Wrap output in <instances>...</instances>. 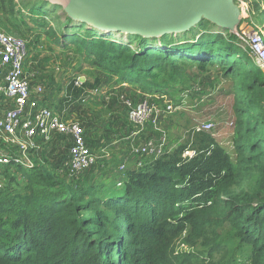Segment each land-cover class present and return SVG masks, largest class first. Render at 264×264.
Listing matches in <instances>:
<instances>
[{
	"label": "trees",
	"instance_id": "trees-1",
	"mask_svg": "<svg viewBox=\"0 0 264 264\" xmlns=\"http://www.w3.org/2000/svg\"><path fill=\"white\" fill-rule=\"evenodd\" d=\"M41 10L35 11L38 21L47 22L60 45L74 40L89 65L147 92L162 94L161 75L179 79L188 63L201 70L221 64L212 55L223 52L219 34L203 33L201 41L211 39L204 44H176L163 35L156 47L141 40L132 49L106 35L82 41L78 32L62 39L49 11ZM86 84L78 87L82 93ZM238 142L233 159L211 133H194L143 166L127 167L118 178L121 189L108 195L85 185L84 175L69 181L57 174L68 158L61 166L40 158L31 170L4 169L0 264H264V181L256 191L235 192L250 175V156L258 148L247 156ZM189 149L196 155L184 157ZM184 233V241L200 246L197 252L176 250Z\"/></svg>",
	"mask_w": 264,
	"mask_h": 264
},
{
	"label": "rangeland",
	"instance_id": "rangeland-1",
	"mask_svg": "<svg viewBox=\"0 0 264 264\" xmlns=\"http://www.w3.org/2000/svg\"><path fill=\"white\" fill-rule=\"evenodd\" d=\"M42 1L0 0V27L6 28L9 25H15L16 21L26 23L31 12L43 10L47 6L55 24V34L60 33L62 39L74 38L73 35H67L78 32L84 35V38H81L82 41H87L88 37L104 35L100 32H105V29H99L98 33L88 23L71 17L69 11L62 5L53 3L51 6L44 5ZM38 3H41V7L37 5ZM227 13L231 12L227 11ZM232 13L236 20L235 31L223 27L209 15H204L187 29L164 34L168 39L174 38L175 43L178 44L184 42L204 44L210 41L211 39L200 40L203 33L222 35L223 38L217 41V45L223 52L212 54L214 59L221 60V64L207 65L205 70H201L197 64L188 63L183 67L184 72L179 79L177 76L172 78L162 74L161 78L166 80L165 84H162V81L159 85L162 95H168L179 108L163 120L162 131H153L150 126L141 129L142 135L147 136L143 141L137 140V142H145L149 137L160 138L165 132L168 143L173 148L193 138V129L196 124L207 120L213 121L215 127L209 133L230 153L233 159H235L236 151L235 140L237 142L240 140L238 144L243 147L247 156L251 155V147L258 148L250 156V175L243 182L242 187L235 190L238 193L256 191L264 181L262 172L264 167V80L261 79L264 77V70L258 66L248 39L242 40L237 35L242 25L247 26L246 29L250 31L252 29L264 31V0H232ZM66 23L69 25L66 26ZM106 36L118 40L127 38V45L129 47L133 45L132 49H136L137 43L141 40H144L148 45H157L158 42L157 37H144L139 34L126 35L123 32L109 33ZM182 49V54L187 53V48L180 50ZM84 52L85 50L79 47V44L74 40H71L66 46L61 45L59 53L63 57L61 66L71 73L65 79V83L69 84V92H75L72 85L78 73L90 74L92 77L96 74L97 67L89 65V62L84 59ZM41 70L43 71V69ZM163 96L152 100H159ZM54 108L57 109V107ZM115 157V155H111L107 159H102L99 164L87 171V174H84V184L87 186L96 185L105 195L111 191L120 190L122 186H118L117 182L121 173L118 171L119 160ZM150 158L146 157L145 161L151 160ZM135 166V162L128 160L127 167ZM0 168L5 169L1 165ZM8 169L13 172L16 167ZM15 176L20 177V173H16ZM56 177L63 178L60 175ZM7 184L9 183L7 182ZM10 186H14V184ZM185 235L184 233L182 238L177 241L176 250L197 252L200 246L188 244L184 241Z\"/></svg>",
	"mask_w": 264,
	"mask_h": 264
},
{
	"label": "built area",
	"instance_id": "built-area-1",
	"mask_svg": "<svg viewBox=\"0 0 264 264\" xmlns=\"http://www.w3.org/2000/svg\"><path fill=\"white\" fill-rule=\"evenodd\" d=\"M246 27L242 25L237 35L242 40L248 39L259 67L264 70V31L257 29L250 31ZM27 56V41L15 33L0 28V92L12 103L0 116V165L8 171V168L17 166L31 170L36 162L34 154L40 149L38 140L50 142L53 133H60L72 138L62 174L69 181L80 180L87 170L95 167L107 156L95 152L88 145L85 129L79 120H64L53 107L40 105V100L45 94V85L42 83L32 85L34 75L25 70ZM82 83L80 78H76V86L82 87ZM111 93L104 94L101 89L94 88L86 89L82 96L104 94L108 99L113 94L123 103L133 126L129 135V152L135 157L136 166H143L146 157L157 158L173 150L174 147L168 143L165 132L160 138L149 137L145 142H137L142 133L141 129L150 126L153 131H162L163 120L179 108L168 95L159 100L144 98L136 102L124 94ZM214 127L213 121H202L194 126L193 133L210 132ZM193 155H196L195 149H189L184 153V157ZM127 162L128 160H123L119 163L118 171L122 176L127 168ZM15 170L11 173H15ZM2 171L0 168V191L6 186ZM122 183L120 180L118 185Z\"/></svg>",
	"mask_w": 264,
	"mask_h": 264
},
{
	"label": "crops",
	"instance_id": "crops-1",
	"mask_svg": "<svg viewBox=\"0 0 264 264\" xmlns=\"http://www.w3.org/2000/svg\"><path fill=\"white\" fill-rule=\"evenodd\" d=\"M42 4L52 5L47 0H43ZM37 5L41 6V3ZM44 8L41 12L47 13L50 10L47 9V6ZM29 15L31 17L25 21L27 25L23 21H16L15 25L0 28L18 34L27 41L28 56L25 70L32 76L34 75L32 85L38 83L45 85V94L40 100V105L57 107L54 109L60 113L64 120H79L85 129L87 143L95 152L104 153L107 157L115 155L119 163L123 160L135 162V157L131 156L129 152V135L133 130L132 124L128 119L126 107L112 93L119 92L134 101L143 98L158 99L163 95L147 92L137 85L120 83L117 75L100 69L95 71L94 77L90 74L78 73L74 80L83 77L82 82L87 83V86L85 85L87 89L91 90L93 89L91 87L95 85L94 88L101 89L104 94L112 92V98L107 99L104 94L82 96V89L75 87L74 84L72 86L75 88V92H69V84L65 83V79L71 73L61 66L63 59L59 54L61 45L52 36L51 28L47 22L38 21L41 19L35 11ZM0 97H3L0 99L1 116L12 103L1 92ZM145 136L147 135L141 133L137 140L143 141ZM71 140L70 136L60 133H53L50 142L38 140L40 149L34 154L35 161L41 158L44 163L61 166L69 156ZM56 173L62 174V170H57Z\"/></svg>",
	"mask_w": 264,
	"mask_h": 264
},
{
	"label": "water",
	"instance_id": "water-1",
	"mask_svg": "<svg viewBox=\"0 0 264 264\" xmlns=\"http://www.w3.org/2000/svg\"><path fill=\"white\" fill-rule=\"evenodd\" d=\"M47 1L62 5L75 20L86 22L95 29L96 27L109 28L111 31L109 30L108 33H100L104 35L129 29L128 35L139 34L144 37H157L159 40L164 34L189 28L204 15L212 18L209 12L201 11L205 0ZM230 12L235 19L232 10ZM119 41L127 44V38L119 39ZM83 79L81 77V80Z\"/></svg>",
	"mask_w": 264,
	"mask_h": 264
},
{
	"label": "bare ground",
	"instance_id": "bare-ground-1",
	"mask_svg": "<svg viewBox=\"0 0 264 264\" xmlns=\"http://www.w3.org/2000/svg\"><path fill=\"white\" fill-rule=\"evenodd\" d=\"M231 5H232L231 0H205L201 11L202 12H206V11L209 12L211 14L213 20H215L216 22H219L222 26H224L226 28H230L232 31L233 30L235 31V29H236L235 19L233 18L231 13H227V11L232 10ZM99 29H105L106 30V32H100V33H108L110 30L107 27H96L97 31ZM112 32H116V31H112ZM123 33L128 35L130 33V30L125 29V30H123Z\"/></svg>",
	"mask_w": 264,
	"mask_h": 264
}]
</instances>
